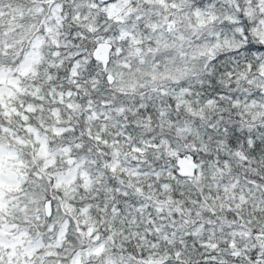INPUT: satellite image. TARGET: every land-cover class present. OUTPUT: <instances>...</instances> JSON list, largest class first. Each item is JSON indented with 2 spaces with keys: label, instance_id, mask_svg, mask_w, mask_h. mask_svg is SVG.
Listing matches in <instances>:
<instances>
[{
  "label": "snow or ice",
  "instance_id": "1",
  "mask_svg": "<svg viewBox=\"0 0 264 264\" xmlns=\"http://www.w3.org/2000/svg\"><path fill=\"white\" fill-rule=\"evenodd\" d=\"M0 264H264V0H0Z\"/></svg>",
  "mask_w": 264,
  "mask_h": 264
}]
</instances>
